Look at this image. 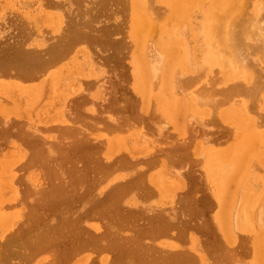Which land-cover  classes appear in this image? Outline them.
Listing matches in <instances>:
<instances>
[{
    "label": "rangeland",
    "instance_id": "obj_1",
    "mask_svg": "<svg viewBox=\"0 0 264 264\" xmlns=\"http://www.w3.org/2000/svg\"><path fill=\"white\" fill-rule=\"evenodd\" d=\"M150 1L151 2L153 1V5L156 4L155 7L158 6L161 9L162 8L165 9L167 7L166 13L163 9H162V11H159L160 9L157 8V10L160 13H162L164 11L162 14L159 13V15L164 16L163 21H162L163 16H159L160 17L159 19H157V16L156 17L153 16L156 13V8L154 11L155 13L152 12V14L150 11H153V10H152V7L149 8L150 5H149V7L145 8L146 9L145 12L147 11L146 13L148 16L150 15V16H153V18L155 17L156 20H152L153 23L156 22L157 20H159L156 23V26H158V30H157L158 32L155 31L153 33L154 38H156V40H154V45H155V48L158 47L157 49L159 52L163 53L164 63H166V64H164V68L161 69L163 74H161L160 71H159L160 73L157 72V75L158 74L159 75L158 76L156 75V78L159 77V78H157V79H159V83L163 79V81H162L163 84H160V85H165L166 88L168 87L166 90H165V88L160 89L161 86H159L158 82H155L156 84L158 83L156 85V84H154V82L151 81L156 86V88L153 87V85H149L150 77H149V79H147L148 78L147 77L146 79L143 80L141 78V75H139L141 73L139 72L138 66L143 67L144 71H145V68L148 67L147 49H146V54H142L141 57L137 60L138 65H137V70H136V67H134V61L130 60L127 57L128 46L127 45L124 46L121 44H113V42H112L114 38H116V37L118 38L119 36L122 35V33H123V36L128 38V36L125 35L126 33H124L123 31L125 29H126L125 32L129 31V27L133 21L131 19L134 18L132 16L136 15L135 13L132 15V11L130 12L131 9L127 5L126 0H0V74H1L0 75V82L14 83V82L19 81L22 83H26V81H24L23 79H21L19 77L20 76L19 74H22V71H24V70H28L31 73H33L35 70L32 71L27 66H25L26 65L25 60L29 59V57L28 56L27 57L21 56V53L23 52V49L21 47H25V48L34 47L37 49L44 47L45 45H43V44H41L43 46H41V45H36L37 47L34 46L35 41L38 38H40V35H41V34H39V35H37V34H38V32L40 33L42 31L41 33H44V31H45V33L41 35L42 38H43V35H45L46 37L47 36L50 37V33L52 31L56 30L57 28H55V27H57L59 25V21L56 25H55L56 21H54V19H53V21H51L52 17L55 18L54 16H56V17L60 16V18L62 17V14H63V17L66 16L65 21L69 25V27H71L73 34H75V33L79 34L80 31H85V33H84L85 40L83 43V47L85 46L87 48V50L89 51L90 55L92 56L89 58L84 57V59H83V57H81L82 55H80L81 53L76 52L75 55H77V57H76V59H74L75 61L72 59H71V61H68L71 64L69 67L74 65L73 66L74 70H72V71L73 72L77 71L76 72L77 76L75 75L76 77L73 79V81H70V84L67 85L69 87L71 85V83L76 82L78 84V87H76L75 84H73L75 86V89H74V86L71 85V89L73 88L75 90L74 92L70 88L67 87L64 91H60V96H58L59 95L58 92H55L52 95L53 98L51 100H50L51 95L48 94L46 96V94H47L46 92H44V94H41L38 99L36 98L33 101L30 100V98L26 99L25 97H23V98H25L26 101L29 102V103H27L28 105L27 104L23 105V102L26 103V101L21 100L22 104H21V102H20V104L22 106L20 104H18L17 106H14V109L17 112H15V111L13 112V110H14L13 106H11V104L9 102L11 94L4 93L2 88L0 89L1 90L0 91V94H1L0 95L1 96L0 97V101H1L0 102V116L2 117L3 113H6L7 116L10 117L5 124L0 122V145H1L0 146V149H1L0 150L1 151L0 156L2 155L0 157V161H3V163H4L3 167H5L6 164H8V165L10 164L9 165V173L11 171H12L11 173L16 172L15 165L17 163H19L18 165H16V167H19L18 170L22 169V171H17V176L19 179V180L17 179V184H18L17 189L19 191L17 196H18V199H20L23 202V206L19 207V210H20L19 211L17 208L18 206H9V205H11L9 202H11L12 205H14L13 203H15V196L13 193H10V191H8L10 193L9 194L7 192L9 195H7L6 192L4 194H0V231L6 229L11 224L12 220L10 218L14 219V218H16V216H20L19 218L17 217L18 221L20 220L17 230L10 236V238H8L7 241H5V240L0 241V264H41V263L44 264V262L47 260L50 261L49 264H55V263L56 264H70L71 262L74 263V262H78V261H79L78 263H81L83 261L84 263H88V264H99L100 262H101V264H104V263H106V264H132V263L133 264H198L200 262L196 259L195 255H200V257H202V252L205 256H207V257H205V256L202 257L203 259H204V257L207 258L206 260L204 259L206 264H209V263L210 264H212V263L213 264H234V263H236V264H255L254 257L256 256V254H254L253 250L255 252H257V251H261V249H259V250L257 249L259 247L255 246V244L253 243V238L256 234H258V233L261 234V232H262V236L264 238V225H262L264 223V219H263L264 215L262 216V214L264 213L263 212L264 210L262 211V209L261 210L259 209L261 211V213H260V211L258 212L259 214H261V216L259 218H261V220H263V221H260V224H259V221L257 223L255 222L258 219L257 220L254 219V218H258V217H256V216H258V213H257V215H255L257 210H258V206L261 205L262 203L264 205V199H263L264 196H262V194L261 195L259 194L260 191L262 193V190L264 192V169H263V167H264V165H263L264 164L263 163L264 149L260 148L262 146V144L260 145V142L256 141L255 139H252V138L250 139V141L252 140L251 143L249 140H247V142L250 143L249 146L247 147L248 149H246V146H243L242 143L245 142V138L243 140V137L245 135L250 136V133L252 132L251 134H253V136H254L256 133L260 134V132H264V123H263L264 122V108H263V106L260 105L262 103V101L260 100L261 96H264V89L260 90V92L258 90L257 92H255L254 94L249 95V96L241 93V95H237V96L233 97L234 101L236 98L237 99L236 101L238 103L235 101L236 102V104H235V102H232L233 101V99H232V101L230 100L228 103L226 102V103H222L220 105L217 104L218 106L216 105L215 109H214V107L212 106V103L210 101L213 102V100H215V99H216V101L220 100L223 97V93L221 92V90L223 88H226V87H229V86L235 84L236 81L237 82H243L241 80V76L240 77L238 76L239 75L238 73L236 74V76H238V79H236L234 77V74L231 75V71H230L229 80L228 79L226 81L222 80L221 74H220L221 70L219 68H217L218 66L213 65V63L211 62V56L210 55H212L211 52L213 50L210 49L211 46L207 42V41H209L207 39L208 24L205 23V25L199 26V24H202V22H203L205 12L215 11V13H213L215 15L217 13V11L221 12L220 11L221 8L215 9L216 6L211 5L210 0H204V1L199 0V1L194 2L190 6V9L192 8L190 10L191 11L190 16H192V17L190 19L187 18V19H185L184 22H182V24H185V25L181 24L182 26L185 27L186 31L179 30V28L182 29L181 25L179 26V28L176 31L175 29L178 26L174 25V23L168 17V15H169V0H150ZM199 2H200V4L198 6ZM54 3H58V5H60V3H61V6L64 9V11L63 10H56ZM149 4H151V3H149ZM165 5H166V7H165ZM61 6L59 7V9L61 8ZM212 6L214 9L213 8L211 9ZM248 7H250L251 10L253 8L250 5ZM147 8L151 9V10H149L150 14H149ZM250 8H248L249 12H250ZM45 16L47 19H49L51 17L49 21L51 22L52 26H51L50 22H48L46 20ZM191 19H192V21H191ZM123 23L128 24L127 26H129V27L126 28V25H124ZM119 24H120V27H119ZM112 25H116V27L112 26ZM173 26H174V29H173ZM121 27H124L125 29L123 28L124 30H122ZM118 29H119V32H117ZM180 31L183 32L182 33L183 35L181 34ZM46 32H48V33H46ZM171 32H174L173 37L171 35L172 34ZM175 32H178V33H180V35H182L181 37L184 39L183 40L181 38L183 40L182 43L185 46H186V44L188 45L187 51H184L185 46L183 44H178L181 42L180 41L181 39H180V36L177 35L178 36L177 37L175 35V34H177ZM30 33H33V34L30 35ZM184 33H186V34H184ZM119 34H121V35H119ZM184 35H185V38H184ZM42 38H40V39H42ZM185 39L188 42H185ZM48 41L50 42V40H48ZM127 42H129V41H127ZM145 42H148V41H145ZM145 42L142 41V46L144 45L143 43H145ZM23 44H25V45H23ZM84 44H86V45H84ZM148 44H149V42H148ZM146 45H147V43H146ZM146 45H144V47ZM130 46H131L130 47L131 51H132V49L133 50L135 49L134 46H132L131 44H130ZM165 48L166 49L168 48V49L166 50ZM118 49H120V50H118ZM171 49H174L175 51L174 50L171 51ZM143 52H145V50ZM176 52H177V54H176ZM169 54H170V56H169ZM175 54L177 55V58L174 60V62L175 61L176 62L173 64L171 61L175 58V56H176ZM121 55L123 57H121ZM44 56H46V54ZM145 56L147 57V59L145 58ZM183 56H184V58L182 59ZM243 56H244L243 58H246L245 55H243ZM247 56L249 57V59L253 58L254 61L256 60L258 62V63L254 62L256 65L262 64L264 66V60L261 59V61H260V59L258 57H254V56L251 57V55H247ZM79 57L82 59L80 60ZM77 58H79V59H77ZM141 58H142V60H141ZM187 58L189 60H187ZM185 59H186V61H185ZM85 60H86V62H85ZM81 61H83L84 67L81 66L82 65ZM181 61H183V62H181ZM187 61H188V65L190 64L188 67V71L182 69V71L179 70V71H181V73H180L177 71L178 69L175 70V68L179 64H183V63L187 64ZM93 62L96 63L95 64L96 68H95V66H93L94 65ZM143 62H144V64L146 62L147 66H145L143 64ZM21 63H23L22 68L20 67ZM75 63H77V64H75ZM139 63H141V64L139 65ZM200 63H204V64L206 63V65H204V64H202V65L204 66L205 69L208 68V70H206V73L202 72L204 75L201 74V71H199V70L195 71L196 74H199L200 76L203 75L202 77L196 76L194 71L191 69L195 66L200 67V66H198V65H201ZM251 63H253L252 60H251ZM169 65H170V68H169ZM171 65H172V67H173V65H174V67L176 65V67L175 68L173 67V69H172ZM258 65L256 66L257 68L255 67V69H257V70L260 68L259 67L260 65L259 66ZM53 67L54 66H52L51 68H53ZM82 67H83V69H82ZM247 67H249V66H246V68ZM51 68H48V69H51ZM189 68L192 71L189 70ZM262 68H264V67H262ZM194 69L196 70V68H194ZM231 69H233V68H231ZM83 70L85 71V73ZM99 70H101V71H99ZM146 70H148V69H146ZM165 70L166 71L168 70L167 71L168 73L170 72L169 76ZM173 70L175 72V75L180 74L179 76L181 77L183 74L184 81L181 78L176 79V80H174V81H176V84L178 83L176 85L173 82V80L171 79L172 76H170L173 74L172 73ZM216 70H217V72H216ZM11 71H12V73H11ZM37 71L38 70H36L34 73H37ZM176 71L178 73H176ZM261 71L264 73V70L261 69ZM208 72H210V73H208ZM82 73H84V74H82ZM101 73L103 76L100 75ZM160 75H162V77H163L161 79V81H160V77H161ZM175 75H173V76L175 77ZM193 75L197 78L194 79ZM165 76H168V78L170 77L169 79H171L170 81L172 83L170 81L169 82L171 84L168 81L165 83L166 80H169V79H165L166 78ZM207 76H209V77H207ZM174 77H172V78H174ZM186 77H187V80H185ZM77 78L80 81L82 80L83 82L82 81L79 82L78 80H76ZM98 78H101V81H99ZM140 78L142 81H144L143 82L144 86H143ZM156 78H154V79H156ZM175 78H178V76H176ZM188 78H189V80H188ZM191 78H192V80H191ZM103 79H104V83H103ZM152 79H150V80H152ZM88 81L94 84V86H93L94 88L91 87L88 90H86L85 95H87V97L90 96L89 98H91V99H88L86 97L87 100L91 101L92 99H94L91 101L92 103L88 102L87 100L85 101V99L80 98L78 96L80 89L84 88L85 84H83V83H87ZM178 81H181L182 83L178 82ZM98 84H101L102 88L104 87L103 90H102V88H100L98 91V88L96 86ZM103 84H104V86H103ZM82 85H83V87H81ZM169 85H172V88H174L176 85L177 86L176 89L178 91H179V89H180V91H182V92L179 91L178 94H180V95H178V94L176 95V91L174 89H172L171 87H169ZM178 85H179V87H178ZM180 85H183V87ZM146 86H148V87H146ZM201 86L203 87V89L206 87H208L212 90L216 89L215 90L216 92L212 95H214V96L216 95L217 97L215 96V98H214V96L211 97V95H210L209 98H206V100L209 102L208 107L209 108L213 107V109L215 110L214 112H212V108H211V112L209 113V111H208L209 108H208V110H207L208 115L206 114L207 111L205 110V107L207 108V106L204 105L207 102L204 103L203 100L201 101V97H200L201 96L200 90L202 89ZM142 87L145 90L144 89L142 90ZM151 87H153V88H151ZM76 88H77V91H76ZM181 88H183V90L184 89L185 90L183 91V90H181ZM197 88H199V90H196ZM150 89H151V91H150ZM163 89L165 90V93L166 92L168 93V94L166 93L167 95H165ZM169 90L175 91L174 95L172 94L173 91L170 92ZM69 91H70V93L71 92L72 93L69 94ZM101 91H104L103 92L104 94L103 93L101 94ZM144 91H145V93H144ZM197 91L199 92L198 95H197V93H198ZM64 92H67V94L65 93L63 95ZM139 92L142 93L141 96L139 95ZM147 92L149 93V96L146 95V94H148ZM151 92L153 93L152 98L150 97V95H152ZM195 92H197V93L195 94ZM170 93H171V95H170ZM208 93H209V90H207V94ZM74 94L75 95L78 94V95L75 96ZM22 95L23 94H20L21 98H22ZM43 95H45L49 99L48 104H47V102L45 103V99H47V98L44 97ZM99 95H100V97H99ZM172 95H173V97H172ZM175 95L177 97L180 96L179 97L180 101H179V98L176 99ZM195 95H197L198 97H196ZM2 96H3V98H2ZM16 96H17V94L12 96L11 98L17 99L18 97H20L18 95L16 98ZM42 96L45 99H43ZM55 96L58 98V100ZM64 96H66V97H64ZM146 96L150 97L152 99V101H149ZM166 96H167V98L169 97L170 99L168 98L169 100H167ZM59 97H62V98H60V99H62V101L60 100V104L59 103L56 104L59 101ZM63 97H64V99H63ZM69 97H72L73 99L71 98L72 99L71 100ZM140 97H141V99H140ZM174 97H175V103H174ZM181 97H184V99ZM5 98H7V99L5 100ZM68 98L70 99V101L67 100ZM161 98H162V100H161ZM193 98H195L197 100L196 103H194L195 99H193ZM145 99L147 101H145ZM159 99L161 100L160 103L157 102ZM198 99H200V101ZM244 99L246 100V102H242V100L244 101ZM66 100L70 104V106H68L67 108H65L66 105H68V104H65L67 102ZM192 100L194 101L193 103L195 104V106L198 107V108H196L193 104L192 106L195 107L194 110H192L193 107H190L189 103H188V101H189L190 104H192L191 103ZM185 101H187V102H185ZM260 101H261V103H260ZM32 102H33V105L29 106V104H32ZM71 102H72V104H71ZM6 103H7V105H6ZM43 103L45 104L44 106L42 105ZM52 103L53 104L55 103L56 109L55 108L53 109L54 105ZM185 103L188 105H186ZM210 103H211V106H210ZM243 103H244V106H243ZM246 103L249 106L248 108H250V109L252 108V110H253L252 111V110L247 108L248 109V111H247V109H245L247 111V113L249 112L248 113L249 118L247 121L245 119L240 118L241 115L243 116L244 112H243V110H239V109L246 108L247 107ZM258 103H259V105H258ZM155 104H156V108L154 107ZM237 104H238V106L235 107ZM52 105H53V107H52ZM56 105H58V106H56ZM60 105H63V106H60ZM182 105H186V106L183 108ZM199 105L201 106V109L199 108ZM203 105H204V107H202ZM239 105H241V106H239ZM174 106H176L175 108L177 110L174 108ZM24 107H26V108H24ZM216 107H217V110H216ZM222 107H223V109H222ZM228 107H231V108L229 109ZM157 108L159 110H155ZM178 108H179V110H178ZM49 109L50 110L52 109V111H50ZM68 109L71 110V112L73 113V116L75 117L74 120L76 121V124H70V125H72V126L74 125V127H76L77 129L80 128L81 126H84V127H81L82 129H78V131L75 132L76 133L75 135L78 134V136H79V134H80V136L82 138L81 139L82 144L80 146L75 144L76 147H71L70 149H68L66 146H62L61 145L62 142H59V144H58L57 143L58 140L56 142V139L55 138L53 139V137L61 139L62 137L66 136L63 133L60 134L59 132H62V130L57 131L56 126L57 125L63 126L65 124V122H62L59 124V122L66 118L67 113H68V115L69 114L72 115V113L69 111L65 112V118H64V113H62V112H64L65 110L67 111ZM186 109H187V111L185 112ZM188 109H189V111H188ZM199 109H200V111H199ZM231 109L233 111H230ZM235 109H236V111H234ZM26 110H27V112H26ZM180 110H181V112H180ZM218 110H225V111L233 112V113H236L239 111L241 114L237 113V114H240V115H238L239 120H235V122L232 121L233 123L230 120H227V122H226V119H225V121L221 119L220 115L217 112ZM6 111H8V112L11 111L10 112L11 114L6 112ZM24 111L26 112L24 114L25 115L27 114L26 115L27 117L32 118V119H30L31 123H28L29 124L28 126L25 125L26 121L25 122L23 121V120H25L23 118V112ZM191 111H193V112H191ZM32 112H33V115H31ZM184 112H185V114L186 113H189V114L192 113L191 116L189 115L191 118L188 117L187 114L185 115ZM199 112L202 113V115L201 114L198 115L197 113H199ZM194 113H196V114H194ZM251 113H252V115H250ZM179 114H180V116H179ZM260 114H262V115H260ZM55 115L59 116V117H56ZM177 115H178V117H177ZM192 115L194 117H198V118L201 116H202L201 118H203V119L206 118L205 119L206 121L204 120L206 122V124L202 120L201 121L204 123H201L200 118L199 119L196 118V121L198 119L200 124L197 122H194L195 119L193 120ZM233 115H235V114H233ZM110 116L111 117L114 116L116 118V121H115V124L117 123L116 128L107 125L108 123L104 121V118H106V117L111 118ZM170 116H171V118H169ZM254 116H256V119L259 118L257 120L259 121V123H260V121H262L263 125H261L262 123L259 124L258 121L254 122V119H255ZM1 117H0V121H2ZM184 117L187 118V120L186 119L183 120ZM165 118H167V121H165ZM236 118H237V115H236ZM251 118H253V119H251ZM250 119H251V121H250ZM241 120L243 121L242 125L240 124ZM160 121H163V122L165 121L164 123H166V124H164V125L161 124V126L160 125L156 126L157 124H160L159 123ZM185 121H186V124L188 123V121L190 122V123H188L189 126H187L184 123ZM210 121L212 123H210ZM163 122H161V123H163ZM250 122H251V124H250ZM18 123H20V124H18ZM252 123H254V124L258 123L261 126L260 127L257 126L258 129H256V125L253 126ZM178 124L182 125V128ZM247 124H248V126H249V124L251 125L250 127L252 129L249 127L251 129V132L250 131L246 132V130L248 129ZM16 125H17V127H16ZM239 125H241V126L239 127ZM159 126L162 127L161 128L162 130L160 129L159 134H157L155 127H159ZM36 127H38V129L41 132L45 133L43 135L47 136V138H45V137L42 138V134L40 131L35 132L34 129ZM230 127L233 128V130L230 129L231 132L229 130ZM234 127H237V128H234ZM83 128H85V129H83ZM112 128H114V129H112ZM244 128H245V130H242ZM260 128H262V129H260ZM27 129L30 132H28ZM254 129H256V132L254 131ZM141 130H143V131H141ZM235 130H237V131H235ZM241 130L244 133L246 132V134H244L242 132L240 133L243 135V137H242V135L239 137L240 134L238 133V131L240 132ZM198 131L201 133H199ZM204 131L206 132V134L209 138L207 136L206 137L204 136L205 135ZM234 131L237 133H235ZM138 132H145L146 134H148L147 137L145 136L146 142L149 139L150 140L152 139L151 141H153V140L155 141V142L153 141V143H154L153 145H154V147H156L155 148L156 150L159 148L158 149L159 151H157V153L158 152L159 153L154 155L153 157L159 156V158H161V159L163 158L162 161L164 163V166H166L165 168H168L169 172L178 171V172L182 173V179L181 180L179 178H177V179H179V181H176V180H174L173 177L172 178L169 177V175L167 176L168 179L163 178L161 173L158 171L160 166H158L157 162L148 161L147 159L149 157L144 158L145 163L142 164L141 167L147 168L148 167L147 163H149V167L152 168V169L150 168L149 171L155 174V178L157 180V183L160 185L159 191L157 188L154 187V185H152L151 182L146 181V179L144 178L143 175L142 176H136V173L138 171H140L141 169L138 170V168H136L134 171V174H132L129 170H127V169H129V167H128V165H126L123 162H125V161L129 162V157H128V154L126 152H128V150H130V152H132L135 149V147L133 146L134 139L136 141L138 139V138L136 139V136L137 135L139 136V134H141V133L138 134ZM233 132L235 133L234 134L235 137L233 136ZM67 133L69 134L68 131H67ZM29 134L33 135V136H31L32 138L30 137ZM92 134L93 135L94 134L100 135V140H102L105 137H109V135H111V134H112V136H114V134H115V137H117L116 142L118 140L124 141V138H129L131 140L133 139L132 140L133 143L130 141L133 147L129 146V144L127 142L125 144L126 146L124 148L122 147L120 149L121 152H123L122 154H120L123 158L122 159L123 162L120 159H117V156H116V157H114L113 161L111 160L109 163L105 164L104 160L103 161L100 160V159H102V155L99 151V147H98L99 144L97 142H93L91 140ZM261 134H264V133H261ZM61 135H62V137H61ZM75 135L69 134V137L73 136V138H75L76 137ZM116 135H118V136H116ZM202 135L205 137V138H203L204 140L202 139V137H203ZM226 135H227V137H226ZM25 136L26 137L29 136V137L26 138ZM78 136L75 139L79 138ZM14 137L17 138V141L15 140L16 138H14ZM241 137H242V140H240ZM83 138H85V139L83 140ZM139 138L142 140L141 137H139ZM255 138H257V137H255ZM7 139H8V141L10 139H14V142H13V140H10L11 143H8ZM205 139H206V141L208 139L211 141L208 140V142H210V143L207 142L209 145L207 143H204L205 148H206V152H205V156H204L203 160L207 161L210 158H212L215 162L213 165L214 169L220 168L222 166V164H224V167H225V169L223 170L224 172H223V177H222L224 179L221 178L219 180L220 182H223L222 183L223 185L224 184L226 185V186L224 185L225 186V193L224 194H226V195L223 198L224 199L225 198L227 199L228 197H229L228 199L233 198V201H234L235 195L233 196V193L235 192L234 194H236V196L239 195V194H237L238 193L237 191L232 192L234 189H232V191L230 192V188H233L234 186H235L234 188H236V189L239 188L238 191L240 190L241 196L244 197L247 195L246 204L244 205V202H242L243 201V199H242L239 202L240 205L238 204V206L235 208V210H233L235 214L232 213L231 215L233 216V214H234L235 219H232L233 217L230 214H228V212L226 213V214H228L227 217L231 216V218L226 217L227 218L226 219L224 216H222L224 221H225V219L228 222L230 221V219L235 220V222L232 223L233 225L230 224L232 221L229 222V225H231L232 228H233V226L235 227L234 224H236V227H235L236 229L234 228V230L236 231L237 236L235 234L233 235V233H232V235H231L232 237H230L231 241L229 240L228 242H226L224 240V238L222 237L220 230L218 229V221L215 218V215L219 211V205H218L216 196L214 198L215 188L213 189V187L215 185L213 184L212 180L209 178V173L207 172L208 174H206V167H205V165L203 166V164H206V161L204 162V161H200V159L198 160V157L200 158V156H198L199 155L198 150L202 149L201 148L202 145L199 146L198 144H199L200 140H202L204 142ZM20 140H22V141H20ZM42 140L46 141V142H44L45 144H43V145H42V143H43ZM48 140H50V142L54 140L50 144L51 147L53 146L52 149L49 148L50 146H49V144H47V142H49ZM87 140H88V142H87ZM141 140L138 139L137 145L134 144L136 146V148L139 145L138 146L139 149L137 148V150L136 149L134 150L135 152L133 151L134 154L138 150H141V148H143V153L141 150L142 154L139 152H137V155L135 154L138 157L143 156L146 153L145 150L148 148L147 147L148 143H146L145 141L143 142ZM213 140H215V141H213ZM63 141L65 142L67 140H63ZM139 141L143 142L142 143L143 146L141 145V143L139 144ZM235 141H236V144L241 143V141H242V143H241V145L238 144L239 145L238 146V145H235ZM211 142L212 143L214 142V143L212 144ZM255 143L257 146L254 145ZM228 144H229V146H228ZM14 145L15 146H25L27 149L25 148L26 149V150H24L25 152L22 149V152L20 151V153H19V152H16V151H19L17 149H14V151H13V148H15V147H13ZM231 146L234 149H232ZM234 146H236V147L238 146L237 148L240 147V150L246 149V151H248L245 160L248 161V166L251 163V161H252V163H251L250 167L246 166L245 172H247V177L250 175L249 176L250 179L248 177L245 180V179H242L241 176H240V178H237L238 175L236 173V169L234 170V168H236V164L234 165V163L231 161V159L235 158V156H233L234 154H232L233 151L237 150V148L235 149ZM130 147L133 150H131ZM254 147H255V149H254ZM257 147H259L260 149ZM46 148L49 151V154L51 157L49 156L48 153H46V152H48L46 150ZM263 148H264V146H263ZM9 149L11 152L9 151ZM196 149H197V151H196ZM224 149H227V150L229 149L228 150L229 153H228V151H226ZM249 149L251 150V152ZM253 149H254V151H253ZM34 150H36V151L34 152ZM53 150L56 151L55 154H54ZM231 150H233V151H231ZM26 151H28V152H26ZM65 152L67 154H65ZM230 152H232L231 153L232 156L229 155ZM12 153H15V155L17 157H14L15 155H9ZM24 153H25V155H24ZM258 153L261 155H259ZM51 154H53V155H51ZM196 154H198V155H196ZM255 154H257V155H255ZM46 155H48V156H46ZM54 155H56V156H54ZM249 155L256 158L258 161L254 158H251ZM11 156H13L12 158H14V161L16 158L18 161L16 160V162H13V160L11 159ZM22 156H26V157H24L22 159ZM223 156H227V157L230 156V157H234V158L224 159ZM249 157H250V159H249ZM262 157H263V159H262ZM41 158L43 161L41 160ZM260 159H262V160H260ZM7 161L8 162L11 161V162L7 163ZM74 161H76V162H74ZM253 161L256 162L255 165H254ZM11 163H13V164H11ZM29 163H30V165H29ZM36 163H37V167L35 166ZM119 163H120V165H119ZM230 163H232V164H230ZM259 163L260 164L263 163V164L260 165ZM59 164L61 167L59 166ZM21 165H22V167H21ZM113 165L115 166L114 169H113ZM176 168L178 170H176ZM247 168L248 169L250 168V169L248 170ZM5 169H6V167H5ZM250 170H251V173L248 174L250 172ZM0 171H1V169H0ZM23 173L25 175H23ZM40 173H42V175H44V176H42ZM108 173H109V175H108ZM37 174H39V175H37ZM115 174H119V175L122 174V176H123L122 178H118L116 180H120V181L126 180L123 184L120 185V187L115 186L116 188H119V189L113 190L112 186L106 187V190H105L106 192L104 194H101L97 197H95V196L93 197L91 195L92 193H95V191L93 192L95 187H99L105 183V181H106L105 178H107L108 176L110 177V176L115 175ZM40 175L42 176V178L44 177L43 178L44 181H41L42 178L40 179ZM105 175H106V177H105ZM207 175H208V178H207ZM21 176H24V177H21ZM33 177H35V178H33ZM37 177H38V179H37ZM97 177H99V178H97ZM22 178H24V179H22ZM25 178L27 179V182L30 184V186H32V188L29 186L28 183L25 182L26 181ZM234 178H235V180H234ZM100 179H101V181H100ZM238 179H241V180H239V183L236 184ZM256 179L259 180V183H261L260 186L257 185L258 183L256 182ZM103 180H104V183H103ZM242 180L245 182H243ZM248 180H249V182H248ZM260 180H261V182H260ZM39 181H40V183H38ZM64 181H66V183H64ZM168 181H169V183H168ZM240 181H242V183ZM42 182H45V183H43L45 186L42 184ZM96 182H98V183H96ZM255 182H256V184H254ZM165 183H167L166 185L170 186L169 190H168V195L167 194L164 195V192L161 190L163 187H165ZM246 184L248 187H246ZM117 186H119V185H117ZM236 186H240V187H236ZM33 187H34L35 191L32 190ZM38 187H40V188H38ZM215 187H217V186H215ZM254 187H258L259 189L257 188L258 189L257 190ZM246 188L247 189L249 188V189L247 190ZM28 189H30L32 192H30V190H28ZM227 189H228V191H227ZM79 190H80V192H79ZM36 191H38V192H36ZM253 191L255 192V194ZM110 192H112L113 194ZM166 192H167V190H166ZM169 192L171 195L169 194ZM229 193H232V194L229 195ZM11 194L13 196H11ZM38 194H40V195H38ZM28 195H30L29 200L27 199V198H29ZM105 195L106 196L108 195L107 197H109V198H106ZM111 195L114 196L115 198L111 197ZM259 195H260V197H259ZM249 196H250V198H252V197L253 198L250 199ZM122 197L124 198L123 205H122ZM230 197H232V198H230ZM257 197H259V198L257 199ZM32 198H33V200H32ZM97 198L100 199L102 201V203H101V201H96V203H94L95 200H97ZM247 198L249 201L247 200ZM262 199H263V201H261ZM111 200L112 201L115 200V201L112 202ZM259 200L261 203L260 202H258L259 204L256 203ZM30 201L32 203H30ZM4 203H6V204H4ZM24 203H26V204L24 205ZM86 203H88V204L86 205ZM241 203L244 206H242ZM7 204H8V206H6ZM94 204H96V205L94 207L93 212L84 213L85 210H88L89 207H91V205H94ZM144 204H145V206H144ZM247 204L249 206L248 208H247ZM154 205L156 208L154 207ZM263 205H261V206H263ZM24 206L26 209L24 208ZM109 206H111V207H109ZM149 206H151V207L153 206V207L150 209ZM261 206H259V207H261ZM21 207H23V210ZM144 207H145V210H144ZM255 207L257 209H255ZM99 208H101V210ZM146 208H148L149 210L147 211ZM261 208L264 209V206ZM104 209H105V211H104ZM242 209H244V210H242ZM251 210L252 211L254 210L253 211L254 216H255L254 218L252 217L253 214H251L252 213ZM70 211H71V213H70ZM9 212H10V214H9ZM16 212H20V215H19V213H17V215H13ZM104 212H105V214H104ZM146 212H148V213H146ZM80 213L82 215H80ZM229 213H231V212H229ZM245 213H247V214H245ZM75 214H76V216H75ZM103 214L106 216H104ZM11 215L15 216V217H11ZM245 215H246V217H245ZM250 215H252L251 219H250ZM21 218H22V221H21ZM54 219H55V221H54ZM82 221L83 222L87 221V224L83 223ZM243 221H244V223H242ZM80 222H82L83 224H81ZM106 223H108V224H106ZM258 224H259V226H258ZM89 225H92V226L97 225V226H100V229L102 228V230L96 231V233H95V235H98L100 238L103 239L102 241L97 240L94 242H88L87 243L88 245L83 244L85 233L88 230H90L92 233L95 232V231L93 232V229L91 230V227ZM225 225H227V222L225 223ZM260 225H262V226H260ZM241 226H242V228H241ZM224 227H226V226H224ZM227 227H228V225H227ZM87 228H90V229H87ZM85 230H87V231L84 232ZM235 231H233V232H235ZM131 232H133V233H131ZM50 233H51V235H50ZM155 238H156V240H155ZM193 241L194 242L197 241L198 244L196 245V247L197 246L200 247V248H196L199 251H197L198 252L197 254L194 253L195 255L192 253L193 250L191 248ZM99 243H101V244H99ZM102 243H104V244H102ZM157 243L161 244L163 246H160ZM169 244H170V246H167V250L169 248L170 251L168 252L167 250L165 251V249L163 250L165 245H169ZM262 246L264 247V242L262 243ZM51 247H53V248H51ZM88 247H90V248H88ZM173 247H175L177 250L176 251L173 250ZM48 248L50 249L49 251H47ZM92 248H93V250H92ZM227 248H229V249L227 250ZM52 250H53L54 254H53ZM186 250L188 251L189 254H193V257L196 260L194 258H192V256L186 257L185 254H188ZM88 251H90V252H88ZM189 251H191V252H189ZM200 251H201V254L199 253ZM262 252H263V250H262ZM88 253H89V255L87 256ZM234 253H235V255H234ZM51 255H53V257ZM96 255L97 256L99 255V256L96 257ZM75 256H76V258H75ZM102 256H104L103 257L104 260L100 261V257H102ZM81 257H82V259H81ZM88 257L90 258L89 261H88V259H89ZM234 257L236 258V260ZM53 258H55L56 260H53ZM48 262L47 263L45 262V264H48ZM207 262H209V263H207ZM73 263H71V264H73Z\"/></svg>",
    "mask_w": 264,
    "mask_h": 264
},
{
    "label": "bare ground",
    "instance_id": "obj_2",
    "mask_svg": "<svg viewBox=\"0 0 264 264\" xmlns=\"http://www.w3.org/2000/svg\"><path fill=\"white\" fill-rule=\"evenodd\" d=\"M150 0H126V2H127V5L129 6V8L131 9L130 10V12L132 11V15L135 13L136 15H134V16H132V17H134L133 19H131V20H133L132 21V24L130 25V27L129 26H127L128 24H124V25H126V28L127 27H129V31H127V32H125V28L124 27H121L122 28V30H124L123 32L124 33H126L125 35L126 36H128V38H126L125 36H123V33H122V35L121 34H119V35H121V36H119L118 38L116 37V38H114L113 39V44H121V45H124V46H128V53H127V57L130 59V60H133L134 61V67H136V70H137V65H138V62H137V60L141 57V55L142 54H146V49H147V55H148V59H147V55L145 56V58L147 59V62H148V67L147 68H145V71H144V68L143 67H141V66H138V69H139V72L141 73V74H139V75H141V78L144 80V79H146L147 77V79H149V77H150V79H154V78H156V75H157V72L158 73H160L161 72V74H163L162 73V71H161V69L162 68H164V64H166V63H164V55H163V53L162 52H159L158 51V47L157 48H155V45H154V40H156V38H154V36H153V33L156 31V32H158L157 30H158V26H156V23H157V21H159V20H157L156 22H152V20H156L155 19V17L157 16V19H159L160 17L159 16H163V15H159V11H162V9L165 11V13H166V5H165V9L164 8H160V7H158V6H156L155 7V5H153V1L151 2H149ZM196 1H199V0H169V15H168V17H169V19L174 23V25H176V26H178L175 30L177 31V29L179 28V26L182 24V22H184L185 21V19H187V18H191L192 16H190L191 14H190V10L192 9H190V6L194 3V2H196ZM201 1V0H200ZM204 1V0H203ZM211 1V5H213V6H216V8L215 9H220L221 8V12H219V11H217V13L214 15L213 13H215V11H207V12H205V15H204V19H203V22H202V24H199V26H202V25H205V23H207L208 24V31H207V39L209 40V41H207L208 43H209V45L211 46V48L210 49H212L213 51L211 52L210 50V52L212 53V55H210L211 56V62L213 63V65H216V66H218L217 68H219L221 71H220V74H221V78H222V80H224V81H226L227 79L229 80V77H230V71H231V75H233L234 74V77L236 78V79H238V76L240 77L241 76V80L243 81V82H237L236 81V83L235 84H233V85H231V86H229V87H226V88H223L222 90H221V92L223 93V97L220 99V100H218V101H216V99L215 100H213V102L212 101H210L211 103H212V106L214 107V109H215V106L218 104V105H220V104H222V103H228L230 100L232 101V99H233V97H235V96H237V95H241V93L242 94H246V95H252V94H254L255 92H257L258 90H259V92H260V90H262V89H264V73L261 71V69L262 70H264V68H262V67H264L262 64L259 66L258 64V66L260 67L258 70L257 69H255V67L257 66L254 62H256V63H258L256 60L254 61L253 60V58L251 59H249V57L247 56V55H251V57H258L259 59H260V61H261V59L262 60H264V0H210ZM45 2V1H44ZM48 3V2H47ZM83 3V2H82ZM149 3H151V4H149ZM196 4V3H195ZM199 4H200V2L198 3V6H199ZM149 5H150V7H149ZM252 6L253 8H252V10H251V8L250 7H248V6ZM52 6V5H51ZM54 6L56 7L55 9L56 10H63L64 11V9L62 8V6H61V3H60V5H58V3H54ZM53 6V7H54ZM61 6V8L59 9V7ZM84 6V5H83ZM164 6V5H163ZM213 6L211 7V9L213 8ZM47 7V6H46ZM67 7V6H66ZM112 7V6H111ZM146 7H149V8H151L152 7V10L153 11H150L151 12V14H152V12H154L155 11V8H156V13H155V15H153V16H155L154 18H153V16H148L147 15V11L145 12V8ZM162 7V6H161ZM157 8H159L160 10L158 11L157 10ZM248 8H250V12L248 11ZM148 9V8H147ZM214 9V8H213ZM54 10V9H53ZM52 10V11H53ZM94 10V9H93ZM149 10H151V9H148V12H149ZM168 10V9H167ZM68 11V10H67ZM163 11V12H164ZM56 12V11H55ZM150 12H149V14H150ZM162 12V13H163ZM58 13V12H57ZM153 13V14H154ZM162 13H160V14H162ZM45 14V13H44ZM43 14V15H44ZM70 14V13H69ZM157 14V15H156ZM47 15V14H46ZM56 15V14H55ZM58 15V14H57ZM131 15V14H130ZM55 18H53L52 17V19H51V21H53V19H54V21H56L55 22V25L58 23V21H59V25L57 26V27H55V28H57L56 30H54V31H52L51 33H50V37L49 36H45V35H43V38H42V34H44L45 33V31H44V33H39L38 32V34L37 35H39V34H41L40 35V38H42V39H40V38H38L36 41H35V45L34 46H36V45H41V44H43V45H45L44 47H42V48H39V49H37V48H34V47H30V48H28L27 46V48H25V47H21L22 49H23V52L21 53V56H25V57H29V59H26L25 60V66H27L29 69H31L32 71H36V70H38L37 71V73H31L30 71H28V70H24V71H22V74H19L20 76V78L21 79H23L24 81H26V83H22V82H19V81H17V82H14V83H4V82H0V89L2 88V90L4 91V93H7V94H11V97L12 96H14L15 94H17V96L19 95L20 96V94H23L22 95V98H21V96L20 97H18L17 98V96H16V98L17 99H13V98H11L10 97V100H9V102H10V104H11V106H13V109H14V106H17L18 104H20V102H21V100H24V101H26L25 100V98L26 99H29L30 98V100H35L36 98L38 99L39 97H40V95L41 94H44V92H46L47 94H46V96L49 94V95H51V97H50V100L53 98L52 97V95L55 93V92H58L59 93V95L58 96H60V91H64L68 86V84H70V81H73V79L77 76L76 75V72H73L72 70H74V65L73 66H71V67H69L71 64H70V62H68V61H71V59L72 60H74V59H76V57H77V55H75V53L76 52H80L81 54L80 55H82L81 57H83V59H84V57H87V58H89V57H92L91 55H90V53H89V51L87 50V48L84 46L83 47V43H84V40H85V38H84V33H85V31H80V33L78 34V33H75V34H73L72 33V29H71V27H69V25L66 23V21H65V17L66 16H64L63 17V14H62V17L60 18V16L58 17H56V16H54ZM129 17V16H128ZM152 17V18H151ZM45 18H46V16H45ZM49 18V17H48ZM51 18V17H50ZM50 18L49 19H47L46 18V20L48 21V22H50L49 20H50ZM163 19H164V16H163V18H162V21H163ZM200 19V18H199ZM191 21H192V19H191ZM117 22V21H116ZM50 24H51V22H50ZM114 24V23H113ZM182 25H185V24H182ZM181 25V27H182V29L181 28H179V30H182V31H186L185 30V27L184 26H182ZM51 26H52V24H51ZM112 26H115L116 27V25H112ZM119 27H120V24H119ZM195 27V26H194ZM32 28V27H31ZM124 28V29H123ZM46 29V28H45ZM49 29V28H48ZM173 29H174V26H173ZM172 29V30H173ZM187 29V28H186ZM174 31V30H173ZM206 31V30H205ZM30 32V31H29ZM32 32V31H31ZM49 32V31H48ZM48 32H46V33H48ZM117 32H119V29H118V31ZM181 32V31H180ZM89 33V32H88ZM172 34V37H173V34H174V32H171ZM175 33H177V34H175L176 36L178 35V36H180V39L182 38L181 36L183 35L182 33L183 32H181V34L182 35H180V33H178V32H175ZM31 34H33V33H30V35ZM87 34V33H86ZM85 34V35H86ZM156 34V33H155ZM154 34V35H155ZM184 34H186V33H184ZM36 35V36H37ZM33 36V35H32ZM45 36V37H44ZM111 36V35H110ZM117 36V35H116ZM177 36V37H178ZM187 36V35H186ZM194 36V35H193ZM35 37V36H34ZM156 37V36H155ZM2 38V37H1ZM102 38V37H101ZM154 38V39H153ZM184 38H185V35H184ZM183 39V38H182ZM180 40L181 42L180 43H178V44H183L182 42H183V40ZM48 40H50V42L48 41ZM164 40V39H163ZM94 41V40H93ZM98 41V40H97ZM127 41H129V42H127ZM142 41H148L149 42V44H148V42H145V43H143L144 45H146V43H147V45L144 47V45L142 46ZM92 42V41H91ZM185 42H188V41H186V39H185ZM33 43V42H32ZM31 43V44H32ZM132 45V46H134V50L132 49V51L130 50V44ZM28 44V43H27ZM23 45H25V44H23ZM43 45H41V46H43ZM84 45H86V44H84ZM92 45V44H91ZM184 45V44H183ZM142 46V47H141ZM185 46V45H184ZM183 46V47H184ZM37 47V46H36ZM133 48V47H132ZM187 48H188V45L186 44V46H185V49H184V51H187ZM204 48V47H203ZM166 49V48H165ZM168 49V48H167ZM166 49V50H167ZM202 49V48H201ZM118 50H120V49H118ZM145 50V52H143ZM172 50H174V49H171V51ZM181 50V49H180ZM95 51V50H94ZM131 51V52H130ZM175 51V50H174ZM177 51V50H176ZM178 52V51H177ZM177 52H176V54H177ZM193 52V51H192ZM209 52V53H210ZM175 53V52H174ZM46 54V56H44ZM103 54V53H102ZM171 54V53H170ZM170 54H169V56H170ZM175 54V55H176ZM119 55V54H118ZM123 55V54H122ZM121 55V57H123ZM187 55V54H186ZM185 55V56H186ZM243 55H245V57L246 58H243L244 56ZM100 56V55H99ZM179 56V55H178ZM189 56V55H188ZM174 57V56H173ZM172 57V58H173ZM187 57V56H186ZM248 57V58H247ZM80 58V57H79ZM79 58H77V59H79ZM95 58V57H94ZM168 58V57H167ZM177 58V55L175 56V58L171 61L173 64L176 62H174V60ZM184 58V56L182 57V59ZM82 58H80V60H81ZM96 60V59H95ZM141 60H142V58H141ZM181 60V59H180ZM187 60H189L188 58H187ZM251 60L253 61V63H251ZM75 61V60H74ZM73 61V62H74ZM169 61V60H168ZM185 61H186V59H185ZM85 62H86V60H85ZM95 62V61H94ZM93 62V63H94ZM140 62V61H139ZM142 62V61H141ZM166 62V61H165ZM170 62V61H169ZM181 62H183V61H181ZM72 63V62H71ZM81 63H82V65L81 66H83L84 67V65H83V61H81ZM98 63V62H97ZM180 63V62H179ZM178 63V64H179ZM191 63V62H190ZM242 63V64H241ZM262 63V62H261ZM75 64H77V63H75ZM95 64L96 63H94V65L93 66H95ZM141 63H139V65H140ZM143 64H144V62H143ZM142 64V65H143ZM201 65H198V66H200V67H197V66H195V67H193V68H191L193 71H194V73H195V71H197V70H199V71H201V74H203L204 72L206 73V70H208V68H204V66L202 65V64H204V63H200ZM98 65V64H97ZM145 66H147V64H146V62H145V64H144ZM190 65V64H189ZM189 65H188V61H187V64L186 63H183V64H179L177 67H176V65H175V67H174V65H173V67L175 68V70L176 69H178L177 71L178 72H180L181 73V71H182V69L183 70H187L188 71V67H189ZM204 65H206V63L204 64ZM22 66H23V63H21L20 64V67L22 68ZM52 66H54L53 68H51ZM78 66V65H77ZM101 66V65H100ZM144 66V67H145ZM192 66V65H191ZM246 66H249V67H247L246 68ZM83 67H82V69H83ZM102 67V66H101ZM171 67H172V65H171ZM173 67H172V69H173ZM206 67V66H205ZM48 68H51V69H48ZM70 68V69H69ZM94 68V67H93ZM95 68H96V66H95ZM98 68V67H97ZM169 68H170V65H169ZM194 68H196V70L194 69ZM231 68H233V69H231ZM257 68V67H256ZM99 69V68H98ZM146 69H148V70H146ZM168 69V68H167ZM190 68H189V70H191ZM245 69V70H244ZM12 70V69H11ZM179 70H181V71H179ZM191 70V71H192ZM205 70V71H204ZM212 70V69H211ZM13 71V70H12ZM12 71H11V73H12ZM84 71V70H83ZM98 71V70H97ZM99 71H101V70H99ZM160 71V72H159ZM166 71V70H165ZM168 71V70H167ZM166 71V72H167ZM170 71V70H169ZM172 71V70H171ZM176 71V73H178ZM248 71V72H247ZM89 72V71H88ZM203 72V73H202ZM216 72H217V70H216ZM84 73H85V71H84ZM84 73H82V74H84ZM173 74L172 75H170V76H172V77H174L173 75H175V72H174V70H173V72H172ZM208 73H210V72H208ZM239 74L238 76H236V74ZM167 74H168V76H169V74H170V72L168 73L167 72ZM196 74V73H195ZM194 74V75H195ZM1 75V74H0ZM76 75V76H75ZM100 75H102V73L100 74ZM159 75V74H158ZM157 75V76H158ZM166 75V74H165ZM180 75V74H179ZM178 74H176L175 75V77L176 76H178V78H172L171 77V79L173 80V82L176 84V81H174V80H176V79H182L183 81H184V79H183V74H182V76L180 77ZM193 75V76H194ZM204 75V74H203ZM202 75V76H203ZM80 76V75H79ZM82 76V75H81ZM103 76V75H102ZM161 77H160V81H161V79L163 78L162 77V75H160ZM168 76H165L166 78L165 79H169L168 78ZM196 76H199V77H202V76H200L199 74H196ZM220 76V75H219ZM117 77V76H116ZM152 77V78H151ZM207 77H209V76H207ZM213 77V76H212ZM215 77V76H214ZM233 77V78H234ZM79 78V77H78ZM76 79V80H78L79 82H81L79 79ZM141 78H140V80H141ZM157 78H159V77H157ZM152 79V80H150L149 79V81H150V83H149V85H153V87H155L156 88V86L154 85V84H156L155 82H158L159 83V79ZM194 79L195 78H197V77H193ZM17 79V78H16ZM97 79V78H96ZM99 79V81H101V78H98ZM171 79H169V80H166L165 81V83L168 81H170ZM207 79V78H206ZM240 79V78H239ZM94 80V79H93ZM185 80H187V77L185 78ZM188 80H189V78H188ZM191 80H192V78H191ZM221 80V81H222ZM142 81V80H141ZM154 82V84L152 83V82ZM162 81H163V79H162ZM162 81L159 83V86H161L160 87V89H162V88H165V90L168 88H166L165 87V85H160V84H163L162 83ZM35 82V83H34ZM83 82V81H82ZM144 81H142V84H143V86H144V83H143ZM147 82V81H146ZM145 82V83H146ZM171 82V81H170ZM169 82V83H170ZM178 82H181V81H178ZM186 82V81H185ZM103 83H104V79H103ZM157 83V84H158ZM168 83V84H169ZM172 83V82H171ZM170 83V84H171ZM173 83V84H174ZM182 83V82H181ZM180 83V84H181ZM208 83V82H207ZM210 83V82H209ZM234 83V82H233ZM73 84H75V86L76 87H78V84L75 82V83H71V85H73ZM77 84V85H76ZM80 84V83H79ZM83 84H85L84 85V88L83 89H80V92L77 94L80 98H83V99H85V101L87 100V98L88 99H91V98H89L90 96H88L87 97V95H85V92H86V90H88L89 88H91V87H93L94 86V84L93 83H91V82H87V83H83ZM156 84V85H157ZM172 84V85H173ZM178 84V83H177ZM176 84V85H177ZM71 85L68 87V88H70L71 89ZM148 85V86H149ZM172 85H169V87H171L172 88ZM175 85V87L174 88H172V89H174L175 91H176V95L179 93V91H180V89H179V91L176 89L177 88V86ZM193 85V84H192ZM227 85V84H226ZM229 85V84H228ZM74 86V85H73ZM75 86H74V89H75ZM87 86V87H86ZM90 86V87H89ZM97 86V88H98V91H99V89L100 88H102L101 86V84H98V85H96ZM103 86H104V84H103ZM148 86H146V87H148ZM180 86H182L183 87V85H180ZM207 86V85H206ZM81 87H83V85L81 86ZM153 87H151V88H153ZM178 87H179V85H178ZM205 87V86H204ZM214 87V86H213ZM94 88V87H93ZM104 88V87H103ZM103 88H102V90H103ZM154 88V89H155ZM159 88V87H158ZM189 88V87H188ZM201 93H200V97H201V101L203 100L204 101V103L205 102H207V103H205L204 105H206L207 106V108L205 107V110L207 111L208 110V105H209V102L206 100V98H209V96L211 95V97H213L214 95H212V94H214L216 91V89H214V90H212V89H210V88H208V87H206V88H204L203 89V87L201 86ZM73 88L71 89L73 92L75 91ZM144 88L142 87V90H143ZM149 89V88H148ZM153 89V90H154ZM145 90V89H144ZM159 90V89H158ZM164 90V89H163ZM165 90H164V93H165ZM181 90H183V88H181ZM185 90V89H184ZM183 90V91H184ZM196 90H199V88H197ZM207 90H209V93L207 94ZM220 90V89H219ZM1 91V90H0ZM68 91V90H67ZM76 91H77V88H76ZM150 91H151V89H150ZM157 91V90H156ZM170 91V90H169ZM173 91V90H172ZM172 91H170V92H172ZM175 91H173L172 92V94L174 95V93H175ZM178 91V92H177ZM104 91H101V94L103 93ZM154 92V91H153ZM162 92V91H161ZM180 92H182V91H180ZM198 92V91H197ZM197 92H195V94L197 93ZM67 94V92H64L63 93V95L64 94ZM72 93V92H71ZM70 93V91H69V94H71ZM90 93V92H89ZM99 93V92H98ZM144 93H145V91H144ZM148 93V92H147ZM152 93V92H151ZM150 93V94H151ZM163 93V92H162ZM167 93V92H166ZM165 93V95H167ZM219 93V92H218ZM57 94V93H56ZM100 94V93H99ZM104 94V93H103ZM156 94V93H155ZM161 94V93H160ZM199 94V92L197 93V95ZM1 95V94H0ZM3 95V94H2ZM75 95V94H74ZM77 95H75V96H77ZM106 95V94H105ZM139 95L141 96L142 95V93H140L139 92ZM146 95H148L149 96V93L148 94H146ZM170 95H171V93H170ZM173 95H172V97H173ZM175 95V97H176V99L177 98H179V97H177ZM178 95H180V94H178ZM187 95V94H186ZM197 95H195L196 97H198ZM257 95V94H256ZM44 97H46L45 95H43ZM42 96V97H43ZM144 96V95H143ZM148 96H146L147 97V99L149 100V101H152V96H153V93H152V95H150V97H148ZM182 96V95H181ZM185 96V95H184ZM188 96V95H187ZM216 96V95H215ZM215 96H214V98H215ZM245 96V95H244ZM255 96V95H254ZM1 97V96H0ZM23 97H25V98H23ZM43 97V99H45ZM56 97V96H55ZM64 97H66V96H64ZM64 97H63V99H64ZM87 97V98H86ZM99 97H100V95H99ZM102 97V96H101ZM171 97V98H172ZM175 97H174V103H175ZM195 97V98H196ZM217 97V96H216ZM246 97V96H245ZM244 97V98H245ZM2 98H3V96H2ZM47 98V97H46ZM57 98V97H56ZM60 98H62V97H59V101L56 103V104H60V100L62 101V99H60ZM70 99L72 98V97H69ZM67 99L68 101H70V99ZM144 98V97H143ZM166 98H167V96H166ZM169 98V97H168ZM167 98V100H169ZM181 98H183L184 99V97H181ZM186 98V97H185ZM195 98H193V99H195ZM220 98V97H219ZM248 98V97H247ZM7 98H5V100H6ZM20 99V100H19ZM48 99V98H47ZM47 99H45V103L47 102V104H48V101H49V99L47 100ZM66 99V98H65ZM73 99V98H72ZM71 99V100H72ZM101 99V98H100ZM105 99V98H104ZM140 99H141V97H140ZM151 99V100H150ZM241 99V98H240ZM239 99V100H240ZM259 99V98H258ZM47 100V101H46ZM57 100H58V98H57ZM66 100V101H67ZM92 100H94V99H92ZM91 100V101H92ZM161 100H162V98H161ZM161 100L159 99L157 102L158 103H160L161 102ZM187 100V99H186ZM199 101H200V99H198ZM212 100V99H211ZM237 99L235 98V101H236ZM238 100V101H239ZM261 101H262V103H261V101H260V105L261 106H263V108H264V96H261V99H260ZM67 101V102H68ZM88 102H91L90 100H87ZM97 101V100H96ZM101 101V100H100ZM145 101H147L146 99H145ZM166 101V100H165ZM179 101H180V98H179ZM178 101V102H179ZM195 101V102H194ZM192 100L191 101V103L192 104H190V102L188 101V103H189V106L190 107H193V109L192 110H194V108L196 107L195 106V104L194 103H196V99L195 100ZM234 101V99H233V101L232 102H235ZM241 101V100H240ZM1 102V101H0ZM8 102V103H9ZM31 102V101H30ZM42 102V101H41ZM54 102V101H53ZM65 103V104H68V105H66V107L65 108H67L68 106H70V104H69V102L68 103ZM83 102V101H82ZM184 102V101H183ZM185 102H187V101H185ZM194 102V103H193ZM215 102V103H214ZM237 102V101H236ZM236 102H235V104H236ZM242 102H246V100L244 99V101L242 100ZM27 103H29L28 101H26V103L25 102H23V105L24 104H27ZM36 103V102H35ZM34 103V104H35ZM50 103V102H49ZM92 103V102H91ZM90 103V104H91ZM173 103V104H174ZM182 103V102H181ZM211 103H210V106H211ZM238 103V102H237ZM252 103V102H251ZM21 104H22V102H21ZM20 104V105H21ZM53 104V103H52ZM63 104V103H62ZM71 104H72V102H71ZM153 104V103H152ZM184 104V103H183ZM186 104V103H185ZM194 104V106H192ZM203 104V103H202ZM240 104V103H239ZM247 104V103H246ZM256 104V103H255ZM254 104V105H255ZM6 105H7V103H6ZM28 105V104H27ZM33 105V102H32V104H29V106H32ZM43 106L45 105L44 103L42 104ZM41 105V106H42ZM53 105H54V107H53ZM52 105V107H53V109L55 108V103ZM83 105V104H82ZM164 105V104H163ZM175 105V104H174ZM177 105V104H176ZM186 105H188V104H186ZM186 105H182L183 106V108L186 106ZM198 105V104H197ZM201 105V104H200ZM199 105V108L201 109V106ZM204 105L202 106V107H204ZM217 105V106H218ZM230 105V104H229ZM252 105V104H251ZM258 105H259V103H258ZM22 106V105H21ZM36 106V105H35ZM56 106H58V105H56ZM60 106H63V105H60ZM59 106V107H60ZM154 106V105H153ZM179 106V105H178ZM177 106V107H178ZM181 106V107H182ZM235 106V105H234ZM238 106V104L235 106V107H237ZM239 106H241V105H239ZM243 106H244V103H243ZM242 106V107H243ZM260 106V107H261ZM28 107V106H27ZM155 108H156V104H155V106H154ZM176 106H174V108H175ZM180 107V106H179ZM188 107V106H187ZM213 107H211L212 108V112H214L215 110L213 109ZM246 107V106H245ZM249 106H248V104H247V107L246 108H243V109H239V110H243V112H244V114H243V116L241 115L240 116V118H242V119H245L246 121L248 120V113H247V111H248V109H250V108H248ZM253 107V106H252ZM24 108H26V107H24ZM23 108V109H24ZM182 108V109H183ZM196 108H198V107H196ZM211 108H209V113L211 112ZM229 109L231 108V107H228ZM239 108V107H238ZM248 108V109H247ZM255 108V107H254ZM262 108V107H261ZM12 109V110H13ZM56 109V108H55ZM148 109V108H147ZM176 109V108H175ZM181 109V108H180ZM200 109H199V111H200ZM222 109H223V107H222ZM245 109H247V111L245 110ZM38 110V109H37ZM50 110V109H49ZM63 110V109H62ZM155 110H159L158 108L157 109H155ZM177 110V109H176ZM178 110H179V108H178ZM216 110H217V107H216ZM226 110V109H225ZM225 110H218L217 112H218V114L220 115V117H221V119L222 120H224L225 121V119H226V122H227V120H230L231 122L232 121H234L235 122V120H239L238 119V115H240L241 113L238 111V112H236V113H233V112H228V111H225ZM250 110H252V108L250 109ZM17 112L15 109L13 110V112ZM33 111V110H32ZM50 111H52V109L50 110ZM71 112V110L70 109H68L67 111L65 110L64 112H62V113H64V118H65V112ZM171 111V110H170ZM187 111V109L185 110V112ZM188 111H189V109H188ZM198 111V110H197ZM208 111L206 112V114L208 113ZM230 111H233L232 109L230 110ZM234 111H236V109L234 110ZM253 111V110H252ZM251 111V112H252ZM6 112H8V111H6ZM11 111H9L8 113H10ZM26 112H27V110H26ZM25 111L23 112V118L25 119V120H23L24 122H25V125H29L28 123H31V121H30V119H32V118H29V117H27L24 113H26ZM105 112V111H104ZM159 112V111H158ZM176 112V111H175ZM180 112H181V110H180ZM185 112H184V114H185ZM191 112H193V111H191ZM242 112V111H241ZM256 112V111H255ZM19 113V112H18ZM29 113V112H28ZM58 113V112H57ZM56 113V114H57ZM72 113V112H71ZM174 113V112H173ZM204 113V112H203ZM237 113H240V114H237ZM11 114V113H10ZM17 114V113H16ZM160 114V113H159ZM187 115H188V117H190L191 116V114H189V113H186ZM185 114V115H186ZM194 114H196V113H194ZM193 114V115H194ZM198 115L199 114H201L202 115V113H197ZM212 114V113H211ZM233 114H235V115H233ZM258 114V113H257ZM31 115H33V112H32V114ZM30 115V116H31ZM68 113L66 114V118L64 119V120H61L60 122H59V124L60 123H62V122H65V124L62 126H56V129H57V131L58 130H62V132H59L60 134L61 133H63V134H65L66 136L65 137H62V135H61V139L59 138H56V137H53V139L55 138L56 139V142H57V140H58V144H59V142H62L61 143V145L62 146H66L68 149H70L71 147H76L75 146V144H77L78 146H80L81 144H82V138H81V136H80V134H79V136H78V134L77 135H75L76 133L75 132H77L78 131V129H82L81 127H84V126H79L80 128H76V127H74V125L72 126V125H70V124H76V121L74 120V116H73V113H72V115L71 114H69L68 116ZM71 115V116H70ZM105 115V114H104ZM112 115V114H111ZM171 115V114H170ZM190 115V116H189ZM192 115V118H193V120H194V122H197V123H199L200 124V122L198 121V119L200 118V121L202 120V121H204L205 119H203V118H201V117H194ZM208 115V114H207ZM236 115H237V118H236ZM250 115H252V113L250 114ZM249 115V116H250ZM254 115V114H253ZM260 115H262V114H260ZM51 116V115H50ZM56 116V115H55ZM102 116V115H101ZM179 116H180V114H179ZM258 116V115H257ZM1 117V116H0ZM56 117H59V116H56ZM111 117V116H110ZM177 117H178V115H177ZM187 117V116H186ZM255 117V119H254V122H257L258 120L257 119H259V118H257L256 119V116H254ZM10 117H8L7 116V114L6 113H3V116L1 117V119H2V121H0L1 123H3V124H5L6 122H7V120L9 119ZM51 118V117H50ZM107 118V119H106ZM106 118H104V121L105 122H107L108 124L107 125H109V126H112V127H114V128H116L117 127V123L115 124V121H116V118L114 117V116H112L111 118H108V117H106ZM169 118H171V116L169 117ZM191 118V117H190ZM196 118H198L197 119V121H196ZM212 118V117H211ZM82 119V118H81ZM159 119V118H158ZM187 120V118H183V120ZM213 119V118H212ZM251 119H253V118H251ZM251 119H250V121H251ZM163 120V119H162ZM182 120V119H181ZM192 120V121H193ZM220 120V119H219ZM123 121V120H122ZM165 121H167V118H165ZM164 121V122H165ZM175 121V120H174ZM190 121V120H189ZM188 121V123H190ZM201 121V123H204V122H202ZM208 121V120H207ZM229 121V122H230ZM23 122V123H24ZM161 122H163V121H160L159 123L160 124H155L154 122V124L156 125V126H158V125H160L161 126V124H166V123H161ZM171 122V121H170ZM240 122V121H239ZM185 124H186V121L184 122ZM183 123V124H184ZM188 123L186 124L187 126H189L188 125ZM210 123H212L211 121H210ZM222 123V122H221ZM233 123V122H232ZM242 123H243V121L241 120V122H240V124L242 125ZM258 123H259V121H258ZM258 123H252L253 124V126H255L256 125V129H258L257 128V126H261V125H263V123H262V121H260V123H262L261 125H259ZM18 124H20V123H18ZM22 124V123H21ZM33 124V123H32ZM119 124V123H118ZM174 124V123H173ZM205 124H206V122H205ZM250 124H251V122H250ZM249 124V126H248V124H247V126H248V129L246 130V132H251V125ZM24 125V126H25ZM31 125V124H30ZM103 125V124H102ZM120 125V124H119ZM126 125V124H125ZM178 125H180V124H178ZM204 125V124H203ZM208 125V124H207ZM241 125H239V127L241 126ZM33 126V125H32ZM105 126V125H104ZM159 126V127H160ZM191 126V125H190ZM237 126V125H236ZM246 126V127H247ZM252 126V127H253ZM16 127H17V125H16ZM34 127V126H33ZM88 127V126H87ZM155 127L156 128V131H157V134H159V130L162 128V127ZM180 127L182 128V125H180ZM201 127V126H200ZM223 127V126H222ZM238 127V126H237ZM237 127H234V128H237ZM251 129H250V128ZM24 128V127H23ZM28 128V127H27ZM114 128H112V129H114ZM159 128V129H158ZM184 128V127H183ZM186 128V127H185ZM202 128V127H201ZM215 128V127H214ZM217 128V127H216ZM227 128V127H226ZM29 129V128H28ZM27 129V130H28ZM83 129H85V128H83ZM109 129V128H108ZM164 129V128H163ZM230 129H232L233 130V128H229V130ZM256 129H254V131L256 132ZM260 129H262V128H260ZM15 130V129H14ZM35 132L36 131H40L39 129H38V127H36L35 129ZM121 130V129H120ZM162 130V129H161ZM167 130V129H166ZM239 130V129H238ZM242 130H245V128L244 129H242ZM242 130L239 132L238 131V133L240 134L241 132H242ZM3 131V130H2ZM56 131V132H57ZM67 131L69 132V134L70 135H75L76 137L78 136L79 138H77V139H75V138H73V136L72 137H69V134L67 133ZM108 131V130H107ZM115 131V130H114ZM141 131H143V130H141ZM200 131V130H199ZM198 131V132H199ZM203 131V130H202ZM235 131H237V130H235ZM234 131V132H235ZM259 131V130H258ZM28 132H30L29 130H28ZM41 132V131H40ZM121 132V131H120ZM205 132V131H204ZM230 132H231V130H230ZM233 132V136H234V134L235 133H237V132H235L234 133ZM246 132L244 133V132H242V133H244V134H246ZM25 133V132H24ZM90 133V132H89ZM139 133H141V134H139ZM199 133H201V132H199ZM252 133V132H251ZM250 133V136H247V135H245L244 137H243V135L242 134H238L239 135V137L242 135V137H243V140H244V138H245V142L244 143H242V141H241V143L243 144V146H246V149H248L247 147L249 146V144L252 142V140L250 141V139L252 138V139H255L256 141H258V142H260V145L262 144V146L260 147L261 149H264L263 148V146H264V134H261V133H264V132H260V134L259 133H256L254 136H253V134H251ZM23 134V133H22ZM31 134V133H30ZM29 134V135H30ZM41 134H42V138H47V136H45V135H43V134H45V133H43V132H41ZM57 134V133H56ZM91 134V133H90ZM138 134H139V136L137 137L136 136V139L138 138L139 140H141L139 137H141L142 138V140L141 141H145L146 140V137H147V135L148 134H146L145 132H138ZM231 134V133H230ZM106 135V134H105ZM108 135V134H107ZM200 135V134H199ZM204 135V134H203ZM202 135V136H203ZM237 135V136H238ZM249 135V134H248ZM22 136V135H21ZM31 136H33V135H30V137ZM56 136V135H55ZM116 136H118V135H116ZM146 136V137H145ZM205 137L207 136V134H206V132H205V135H204ZM202 137V139L203 138H205V137ZM13 137V136H12ZM19 137V136H18ZM26 137V136H25ZM29 136H27L26 138H28ZM59 137V136H58ZM208 137V136H207ZM226 137H227V135H226ZM235 137V136H234ZM242 137H241V139L240 140H242ZM255 137H257V138H255ZM14 138H16V137H14ZM32 138V137H31ZM73 138V139H72ZM116 138L117 137H115V134H114V136H112V134L111 135H109V137H105V138H103L102 140H100V135H93L92 134V138H91V140L93 141V142H97L99 145H98V147H99V151H100V153H101V155H102V159H100L101 161H105V164H107V163H109L111 160L113 161L114 160V157H116L117 156V159H120L121 161H122V156L120 155V154H122L123 152H121V148L123 147H125L126 145V143L128 142V144H129V146H132V144H131V142H132V140L131 139H129V138H124V141L122 140V141H120V140H118L117 142H116ZM145 138V139H144ZM209 138V137H208ZM225 138V137H224ZM71 139V140H70ZM85 138H83V140H84ZM87 139V138H86ZM123 139V138H122ZM138 139L135 141V139H134V144L135 145H137V143H138ZM212 139V138H211ZM3 140V139H2ZM10 140H13V142H14V139H10ZM8 141V139H7V141H8V143H11V141ZM16 141H17V138L15 139ZM60 140V141H59ZM63 140H67V141H63ZM69 140V141H68ZM152 140V139H151ZM150 139L149 140H147V142L146 143H148L147 144V149L145 150L146 151V153L143 155V156H141V157H138V156H136L137 155V152H139V153H141V150H142V153H143V148H141V150H138L135 154L133 153V151L136 149L137 150V148H138V146H137V148H136V146L133 144V146L135 147V149L133 150L131 147H130V149L131 150H133L132 152H130V150H128V152H126L127 154H128V157H129V162H123V163H125L126 165H128V167H129V169H127V170H129L132 174H134V171H135V169L136 168H138V170L139 169H141L140 171H138L137 173H136V176H144V178L146 179V181H148V182H151L152 183V185H154V187L155 188H157L158 189V191L160 190V185L157 183V180H156V178H155V174L154 173H152V172H150L149 171V169L151 168V167H149V163H147V168H142L141 167V165L142 164H144L145 163V161H144V158H147V157H149L147 160L148 161H154V162H157V164H158V166H160L159 167V172L161 173V175L163 176V178H165V179H168L167 178V176L169 175V177H173L174 178V180H176V181H179V179L181 180L182 179V173H180V172H178V171H176V170H178L177 168H176V172H173V171H171V172H169L168 171V168H165L166 166H164V163H163V161H162V159L161 158H159V156H157V157H153L154 155H156V154H158L157 153V151H159L158 149L156 150L155 148L156 147H154V143H153V141H151ZM204 140V139H203ZM209 140V139H208ZM208 140L206 141V139H205V141L203 142L202 140H200V142H199V146L200 145H202V149L201 150H198V152H199V155L198 154H196V155H198V156H200V158L198 157V160L200 159V161H206V160H203L204 159V156H205V152H206V148H205V144L204 143H207L208 142ZM220 140V139H219ZM238 140V139H237ZM247 140H249L250 141V143H248L247 142ZM20 141H22V140H20ZM41 141V140H40ZM39 141V142H40ZM43 141V143H42V145L43 144H45L44 142H46V141H44V140H42ZM49 142H47V144H49V148H51L52 149V147H51V143L54 141H51L50 142V140H48ZM131 141V142H130ZM149 141V142H148ZM209 141H211V140H209ZM213 141H215V140H213ZM87 142H88V140H87ZM136 142V143H135ZM143 142H140L139 141V144L141 143V145L143 146ZM155 142V141H154ZM7 143V144H8ZM133 143V142H132ZM196 143V142H195ZM198 143V142H197ZM208 143H210V142H208ZM207 143V144H208ZM212 143V142H211ZM214 143V142H213ZM212 143V144H213ZM241 143H238V144H240L241 145ZM257 143V142H256ZM256 143L254 144V145H256ZM21 144V143H20ZM46 144V145H47ZM233 144V143H232ZM238 144H236V141H235V145H238ZM258 144V143H257ZM22 145V144H21ZM166 145V144H165ZM209 145V144H208ZM215 145V144H214ZM234 145V144H233ZM253 145V146H254ZM259 145V146H260ZM1 146V145H0ZM45 146V145H44ZM59 146V145H58ZM132 146V147H133ZM141 146V147H142ZM192 146V145H191ZM228 146H229V144H228ZM239 146V145H238ZM237 146V147H238ZM257 146V145H256ZM12 147V146H11ZM13 147H15V148H13V151H14V149H17V150H19V151H16V152H19L20 153V151L22 152V149H23V151L24 150H26L27 148L25 147V146H13ZM128 147V146H127ZM232 147V146H231ZM235 147V149L237 148L236 146H234ZM242 147V146H241ZM26 148V149H25ZM227 148V147H226ZM257 148H259V147H257ZM259 148V149H260ZM54 149V148H53ZM64 149V148H63ZM139 149V148H138ZM232 149H234L233 147H232ZM246 149H244V150H240V147L239 148H237V150L235 151H233V150H231V151H233V153L232 152H230V154L229 155H231L232 156V154H234L233 156H235V158L234 157H227V156H223L224 157V159H227V158H234V159H231V161L234 163V165L236 164V168H234V170L236 169V173H237V175H238V177L237 178H240V176L242 177V179H247L248 177H247V172H245V169H246V166H248V161H246L245 160V158H246V155H247V152L248 151H246ZM251 149V148H250ZM249 149V150H250ZM254 149H255V147H254ZM254 149H253V151H254ZM258 149V150H259ZM1 150V149H0ZM29 150V149H28ZM46 150H47V148H46ZM45 150V151H46ZM224 150H226V151H228L227 149H224ZM257 150V151H258ZM8 151V150H7ZM9 151H10V149H9ZM36 150H34V152H35ZM48 151V150H47ZM52 151V150H51ZM196 151H197V149H196ZM256 151V150H255ZM260 151V150H259ZM11 152V151H10ZM25 152V151H24ZM26 152H28V151H26ZM53 152H54V154H55V152L56 151H54L53 150ZM67 152V151H66ZM65 152V154H67ZM135 152V151H134ZM197 152V153H198ZM250 152H251V150H250ZM0 153H1V151H0ZM46 153H48L49 154V151L48 152H46ZM141 153V154H142ZM228 153H229V151H228ZM232 153V154H231ZM3 154V153H2ZM17 154V153H16ZM27 154V153H26ZM58 154V153H57ZM167 154V153H166ZM249 154V153H248ZM259 154V153H258ZM9 155H15V153H12V154H9ZM8 155V156H9ZM24 155H25V153H24ZM36 155V154H35ZM51 155H53V154H51ZM63 155V154H62ZM97 155V154H96ZM177 155V154H176ZM193 155V154H192ZM255 155H257V154H255ZM259 155H261V154H259ZM2 156V155H1ZM0 156V157H1ZM46 156H48V155H46ZM49 156H50V154H49ZM54 156H56V155H54ZM61 156V155H60ZM59 156V157H60ZM152 156V157H151ZM250 156V155H249ZM254 156V155H253ZM13 156H11V159L13 160V162H16V160H17V158L15 159V161H14V158H12ZM14 157H17L16 155L14 156ZM24 157H26V156H22V159L24 158ZM51 157V156H50ZM192 157V156H191ZM212 157V156H211ZM221 157V156H220ZM251 158H254V157H252V156H250ZM250 157H249V159H250ZM264 157V156H263ZM263 157H262V159H263ZM10 158V157H9ZM48 158V157H47ZM113 158V159H112ZM248 158V157H247ZM258 158V157H257ZM3 159V158H2ZM1 159V160H2ZM8 159V158H7ZM44 159V158H43ZM74 159V158H73ZM248 159V160H249ZM254 159H256V158H254ZM259 159V158H258ZM262 159H260V160H262ZM4 160V159H3ZM6 160V159H5ZM10 160V159H9ZM41 160H42V158H41ZM61 160V159H60ZM222 160V159H221ZM257 160V159H256ZM255 160V161H256ZM18 161V160H17ZM24 161V160H23ZM32 161V160H31ZM43 161V160H42ZM258 161V160H257ZM6 162V161H5ZM11 162V161H10ZM10 162H8L7 161V163H10ZM22 162V161H21ZM74 162H76V161H74ZM79 162V161H78ZM261 162V161H260ZM32 163V162H31ZM181 163V162H180ZM214 160L212 159V158H210L209 160H207L206 161V164H203V166L205 165V167H206V174H208L209 173V178L212 180V182H213V184L215 185V186H217V187H213V189L215 188V193H214V198H215V196H216V199H217V202H218V205H219V211H218V213L215 215V218H216V220L218 221V229L220 230V233H221V235H222V237L224 238V240L226 241V242H228L229 240L231 241V238L230 237H232L231 235H232V233H233V235L235 234L236 235V231L234 230V228L236 227V224H234L235 225V227L233 226V228H232V226L231 225H233L232 223L233 222H235V220H231L230 219V221L229 222H231L230 224L231 225H229V222L228 221H226V219L229 217V218H231V214L232 213H234V211L233 210H235V208L238 206V204L240 205V201L243 199V201L242 202H244V205L246 204V197H247V195L246 196H241L240 195V190L238 191V189H236V188H230V192L232 191V189H234L232 192H234V191H237L238 193L237 194H239L238 196H236V194H234L233 193V196L235 195V198H234V201H233V198L232 197H230V198H232V199H224L223 197L226 195V194H224L225 193V186L222 184L223 182H220L219 180L223 177V170L225 169V167H224V164H222V166L220 167V168H218V169H214ZM251 163H252V161H251ZM251 163L249 164V166L248 167H250V165H251ZM253 163H254V165H255V163L256 162H254L253 161ZM263 163H264V160H263ZM262 163V164H263ZM3 161H0V169H1V171H0V194H4L5 192H6V194L7 195H9L10 193H13L14 194V196H15V203H13L14 205H12V203L11 202H9L11 205H9V206H18L17 208H18V210H19V207L20 206H23V202L20 200V199H18V196H17V194L19 193V191H18V187H17V179H18V176H17V171H22V169L21 170H18L19 169V167H16V165H18L19 163H17L16 165H15V170H16V172H14V173H9V165L8 164H6V169H5V167H3ZM11 164H13V163H11ZM44 164V163H43ZM77 164V163H76ZM116 164V163H115ZM118 164V163H117ZM156 164V163H155ZM230 164H232V163H230ZM260 164V163H259ZM262 164H260V165H262ZM25 165V164H24ZM29 165H30V163H29ZM119 165H120V163H119ZM171 165V164H170ZM253 165V166H254ZM258 165V164H257ZM264 165V164H263ZM36 167H37V163H36V165H35ZM59 166H60V164H59ZM21 167H22V165H21ZM61 167V166H60ZM114 165H113V169H114ZM119 167V166H118ZM169 167V166H168ZM234 167V166H233ZM232 167V168H233ZM263 167V166H262ZM25 168V167H24ZM27 168V167H26ZM81 168V167H80ZM120 168V167H119ZM173 168V167H172ZM182 168V167H181ZM152 169V168H151ZM231 169V168H230ZM248 169V168H247ZM250 169V168H249ZM248 169V170H249ZM263 169H264V167H263ZM12 170V169H11ZM26 170V169H25ZM172 170V169H171ZM205 170V169H204ZM233 170V169H232ZM63 171V170H62ZM117 171V170H116ZM119 171V170H118ZM115 172V171H114ZM129 172V173H130ZM184 172V171H183ZM208 172V173H207ZM245 172V173H244ZM19 173V172H18ZM25 173V172H24ZM23 173V175H25ZM171 175H170V174ZM187 173V172H186ZM235 173V172H234ZM235 173V174H236ZM251 173V170H250V172L248 173V174H250ZM21 174V173H20ZM41 175H42V173H40ZM101 174V173H100ZM231 174V173H230ZM234 174V175H235ZM37 175H39V174H37ZM40 175V179L42 178V176H44V175H42L41 176ZM108 175H109V173H108ZM244 175V176H243ZM130 176V175H129ZM226 176V175H225ZM224 176V177H225ZM230 176V175H229ZM21 177H24V176H21ZM64 177V176H63ZM105 177H106V175H105ZM123 176H122V174L121 175H119V174H115V175H112V176H108L107 178H105L106 179V181H105V183H104V180H103V185H101V186H99V187H95L94 188V190H93V192L95 191V193H92L91 195L94 197H97V196H99V195H101V194H104L106 191V187H111L112 186V189L113 190H115V189H119V188H116V187H120V185L121 184H123L126 180H122V181H120V180H116V179H118V178H122ZM202 177V176H201ZM33 178H35V177H33ZM44 178V177H43ZM43 178H42V180L41 181H44L43 180ZM97 178H99V177H97ZM101 178V177H100ZM103 178V177H102ZM177 178H179V179H177ZM184 178V177H183ZM207 178H208V175H207ZM228 178V177H227ZM22 179H24V178H22ZM37 179H38V177H37ZM158 179V178H157ZM209 179V180H210ZM222 179H224V178H222ZM226 179V178H225ZM249 179H250V177H249ZM19 180V179H18ZM26 180V181H25ZM25 182L26 183H28L27 182V179L25 178ZM32 180V179H31ZM95 180V179H94ZM228 180V179H227ZM234 180H235V178H234ZM239 180H241V179H238L237 180V182H236V184H238L239 183ZM262 180V179H261ZM261 180H260V182H261ZM36 181V180H35ZM100 181H101V179H100ZM243 181V180H242ZM242 181H240L241 183H242ZM24 182V183H25ZM34 182V181H33ZM46 182V181H45ZM45 182H42V184L43 183H45ZM56 182V181H55ZM60 182V181H59ZM83 182V181H82ZM167 182V181H166ZM230 182V181H229ZM228 182V183H229ZM243 182H245V181H243ZM248 182H249V180H248ZM256 182L258 183L257 185L258 186H260V184L261 183H259V180H257L256 179ZM256 182L254 183V184H256ZM38 183H40V181L38 182ZM64 183H66V181H64ZM96 183H98V182H96ZM168 183H169V181H168ZM227 183V182H226ZM240 183V184H241ZM263 183V182H262ZM29 184V183H28ZM101 184V183H100ZM167 183H165V187H163L161 190L164 192V195H168V190H169V187L170 186H168V185H166ZM235 184V183H234ZM233 184V185H234ZM235 184V185H236ZM248 184V183H247ZM247 184H246V187H248L247 186ZM253 184V183H252ZM253 184V185H254ZM44 185V184H43ZM82 185V184H81ZM117 185H119V186H117ZM232 185V186H233ZM243 185V184H242ZM249 185V184H248ZM252 185V186H253ZM29 186H30V184H29ZM45 186V185H44ZM80 186V185H79ZM83 186V185H82ZM116 186V187H115ZM139 186V185H138ZM173 186V185H172ZM31 188H32V186H30ZM153 187V186H152ZM231 187V186H230ZM236 187H240V186H236ZM24 188V187H23ZM38 188H40V187H38ZM37 188V189H38ZM83 188V187H82ZM255 189H257L258 187H254ZM36 189V190H37ZM109 189V188H108ZM241 189V188H240ZM247 189V188H246ZM249 189V188H248ZM247 189V190H248ZM254 189V190H255ZM259 189V188H258ZM257 189V190H258ZM28 190H30V189H28ZM32 190H34V187H33V189ZM144 190V189H143ZM166 190H167V192H166ZM183 190V189H182ZM8 191H10V193L8 192ZM35 191V190H34ZM172 191V190H171ZM227 191H228V189H227ZM256 191V190H255ZM9 194H8V193ZM30 192H32L31 190H30ZM29 192V193H30ZM36 192H38V191H36ZM79 192H80V190H79ZM213 192V191H212ZM254 192V191H253ZM35 193V192H34ZM40 193V192H39ZM110 193H112V192H110ZM142 193V192H141ZM175 193V192H174ZM33 194V193H32ZM37 194V193H36ZM113 194V193H112ZM134 194V193H133ZM169 194H170V192H169ZM232 193H229V195H231ZM254 194H255V192H254ZM259 194L261 195L262 194V196H264V192H263V190H262V193H261V191L259 192ZM38 195H40V194H38ZM37 195V196H38ZM171 195V194H170ZM260 195H259V197H260ZM11 196H13L12 194H11ZM30 195H28V197H29ZM108 196V195H107ZM106 195H105V197L106 198H109V197H107ZM21 197V196H20ZM111 197H114V196H112L111 195ZM259 197H257V199L259 198ZM115 198V197H114ZM131 198V197H130ZM249 198H250V196H249ZM253 198V197H252ZM252 198H250V199H252ZM263 198V197H262ZM28 200L30 199V197L29 198H27ZM113 199V198H112ZM215 199V200H216ZM264 199V198H263ZM263 199L261 200V201H263ZM10 200V199H9ZM27 200V201H28ZM32 200H33V198H32ZM86 200V199H85ZM90 200V199H89ZM116 200V199H115ZM115 200H113V201H115ZM123 200H124V198L122 197V205H123ZM136 200V199H135ZM150 200V199H149ZM247 200H248V198H247ZM12 201V200H11ZM91 201V200H90ZM96 201H101L100 199H98L97 198V200H95V202L94 203H96ZM112 201V200H111ZM112 201V202H113ZM148 201V200H147ZM172 201V200H171ZM249 201V200H248ZM247 201V202H248ZM252 201V200H251ZM89 202V201H88ZM256 202V201H255ZM258 202H260V200L259 201H257L256 203H258ZM30 203H32L31 201H30ZM101 203H102V201H101ZM137 203V202H136ZM139 203V202H138ZM153 203V202H152ZM165 203V202H164ZM169 203V202H168ZM214 203V202H213ZM261 203V202H260ZM4 204H6V203H4ZM26 203H24V205H25ZM88 203H86V205H87ZM112 204V203H111ZM121 204V203H120ZM217 204V203H216ZM237 204V205H236ZM259 204V203H258ZM257 204V205H258ZM95 205L96 204H94V205H91V207H89V209L88 210H85L84 211V213H91V212H93V210H94V207H95ZM104 205V204H103ZM135 205V204H134ZM241 205H242V203H241ZM244 205H242V206H244ZM256 205V206H257ZM261 205H263V203L261 204ZM261 205H259V206H261ZM5 206V205H4ZM6 206H8V204L6 205ZM144 206H145V204H144ZM174 206V205H173ZM258 206V210H257V212H256V214L255 215H257V213L262 209V211L264 210L263 208H261V207H263V206H261V207H259ZM109 207H111V206H109ZM122 207V206H121ZM139 207V206H138ZM148 207V206H147ZM150 207V209L153 207H151V206H149ZM154 207H155V205H154ZM249 206H248V204H247V208H248ZM22 208V210H23V207H21ZM24 208H25V206H24ZM85 208V207H84ZM143 208V207H142ZM156 208V207H155ZM10 209V208H9ZM26 209V208H25ZM100 210H101V208H99ZM255 209H257L256 207H255ZM254 209V210H255ZM260 209V210H259ZM84 210V209H83ZM144 210H145V207H144ZM146 210L148 211L149 209L148 208H146ZM167 210V209H166ZM242 210H244V209H242ZM250 210V209H249ZM253 210V211H254ZM20 211V210H19ZM25 211V210H24ZM104 211H105V209H104ZM154 211V210H153ZM233 211V212H232ZM253 211L251 210V214H253V216L252 215H250V219L253 217H255L254 216V213H253ZM102 212V211H101ZM116 212V211H115ZM167 212V211H166ZM182 212V211H181ZM228 212V214H230L231 216H228L227 217V215L228 214H226ZM229 212H231V213H229ZM236 212V211H235ZM264 212V211H263ZM17 213H19V215H20V212H16V213H12L13 215H17ZM23 213V212H22ZM70 213H71V211H70ZM146 213H148V212H146ZM260 213H261V211H260ZM9 214H10V212H9ZM73 214V213H72ZM94 214V213H93ZM104 214H105V212H104ZM103 214V215H104ZM235 214V213H234ZM234 214H233V218L232 219H235L234 218ZM245 214H247V213H245ZM22 215V214H21ZM80 215H82L81 213H80ZM102 215V216H103ZM241 215V214H240ZM239 215V216H240ZM264 215V213L262 214V216ZM75 216H76V214H75ZM104 216H106V215H104ZM222 216H224L226 219H225V221L223 220V218H222ZM237 216V215H236ZM252 216V217H251ZM261 216V214H259L258 213V216H256V217H258V218H254L255 220H257V221H255L256 223L259 221V224H260V221H263V220H261V218H259ZM11 217H15V216H12L11 215ZM20 217V216H16V218H10L11 220H12V222H11V224L6 228V229H4V230H2V231H0V241H2V240H5V241H7L8 240V238H10V236L17 230V228H18V224H19V222H20V220L18 221V218ZM74 217V216H73ZM245 217H246V215H245ZM264 217V216H263ZM240 218V217H239ZM2 219V218H1ZM264 219V218H263ZM84 220V219H83ZM86 220V219H85ZM229 220V219H228ZM245 220V219H244ZM247 220V219H246ZM21 221H22V218H21ZM54 221H55V219H54ZM104 221V220H103ZM238 221V220H237ZM240 221V220H239ZM83 222V221H82ZM80 222L81 224H83V223H85V224H87V221H85V222ZM227 222V225H228V227H227V225H225V223ZM73 223V222H72ZM78 223V222H77ZM242 223H244V221L242 222ZM262 223V222H261ZM106 224H108V223H106ZM259 224H258V226H259ZM2 225V224H1ZM98 225V224H97ZM97 225H94V226H92V225H89L90 227H91V230L93 229V232L94 233H92L90 230H85L84 232H86L85 233V237H84V241H83V244H86V245H88L87 243L88 242H94V241H97V240H103L102 238H100L98 235H95V233H96V231H100V230H102V228L100 229V226H97ZM112 225V224H111ZM148 225V224H147ZM242 225V224H241ZM262 225H264V223L262 224ZM262 225H260V226H262ZM115 226V225H114ZM224 226H226V227H224ZM240 226V225H239ZM255 226V225H254ZM87 227V226H86ZM231 227V228H230ZM40 228V227H39ZM241 228H242V226H241ZM246 228V227H245ZM255 228V227H254ZM87 229H90V228H87ZM236 229V228H235ZM240 229V228H239ZM244 229V228H243ZM242 229V230H243ZM262 229V228H261ZM241 230V229H240ZM75 231V230H74ZM107 231V230H106ZM233 231H235V232H233ZM115 232V231H114ZM120 232V231H119ZM152 232V231H151ZM260 232V231H259ZM131 233H133V232H131ZM217 233V232H216ZM219 233V232H218ZM35 234V233H34ZM50 235H51V233H50ZM55 236V235H54ZM220 236V235H219ZM237 236V235H236ZM50 237V236H49ZM221 237V236H220ZM234 237V236H233ZM251 237V236H250ZM188 238V237H187ZM60 239V238H59ZM33 240V239H32ZM36 240V239H35ZM149 240V239H148ZM155 240H156V238H155ZM199 240V239H198ZM223 240V241H224ZM264 242V238H263V236H262V232H261V234H256L255 236H254V238H253V243L255 244V246H258L259 248H257L258 250L259 249H261V251H257V252H255L254 250H253V252H254V254H256V256L254 257V259H255V264H264V247L262 246V243ZM77 243V242H76ZM147 243V242H146ZM99 244H101V243H99ZM102 244H104V243H102ZM158 244V243H157ZM198 244V242L196 241V242H194L193 241V244H192V250H193V254L194 253H198L197 251H199L198 249H196V248H200V247H196V245ZM158 245H160V246H163V245H161V244H158ZM92 246V245H91ZM167 246H170V244L169 245H165V247L163 248V250L165 249V251L167 250ZM191 246V245H190ZM176 247V246H175ZM175 247H173V250H177ZM254 247V246H253ZM51 248H53V247H51ZM88 248H90V247H88ZM110 248V247H109ZM251 248V247H250ZM79 249V248H78ZM104 249V248H103ZM229 248H227V250H228ZM50 249L48 248V250L47 251H49ZM54 250V249H53ZM53 250H52V252H53ZM91 250V249H90ZM92 250H93V248H92ZM91 250V251H92ZM190 250V249H189ZM191 250V251H192ZM256 250V249H255ZM262 250H263V252H262ZM46 251V250H45ZM168 252L170 251L169 250V248H168V250H167ZM187 251V250H186ZM185 251V252H186ZM191 251H189V252H191ZM233 251V250H232ZM57 252V251H56ZM85 252V251H84ZM88 252H90V251H88ZM180 252V251H179ZM184 252V251H183ZM229 252V251H228ZM107 253V252H106ZM166 253V252H165ZM187 253H188V251H187ZM200 254H201V251L199 252ZM53 254H54V252H53ZM100 254V253H99ZM193 254H185V256L186 257H191L192 256V258H194L193 257ZM253 254V255H254ZM89 255V253L87 254V256ZM195 255V254H194ZM234 255H235V253H234ZM250 255V254H249ZM52 257H53V255H51ZM99 256V255H98ZM97 255H96V257H98ZM203 256H205L204 254H203V252H202V257ZM230 256V255H229ZM50 257V256H49ZM104 256H102V257H100V261L101 260H104V258H103ZM149 257V256H148ZM195 257H196V259L200 262V263H198V264H206V262H205V260L207 259V258H205V257H207V256H205L204 257V259L202 258V257H200V255H195ZM75 258H76V256H75ZM89 258V257H88ZM230 258V257H229ZM235 258V257H234ZM81 259H82V257H81ZM189 259V258H188ZM195 259V258H194ZM195 259V260H196ZM241 259V258H240ZM41 260V259H40ZM53 260H56L55 258H53ZM90 260V258L88 259V261ZM146 260V259H145ZM235 260H236V258H235ZM45 261V260H44ZM49 260H47V261H45L46 263L48 262ZM72 261V260H71ZM86 261V260H85ZM208 261V260H207ZM210 261V260H209ZM232 261V260H231ZM45 262H44V264H45ZM79 262V261H78ZM78 262H71V263H73V264H88V263H84L83 261L81 262V263H78ZM30 263V262H29ZM50 263V261L48 262V264ZM70 263V264H71ZM207 263H209V262H207ZM233 263V262H232ZM41 264H43V263H41ZM56 264V263H55ZM99 264H101V262L99 263ZM104 264H106V263H104ZM133 264V263H132ZM210 264V263H209ZM213 264V263H212ZM234 264H236V263H234Z\"/></svg>",
    "mask_w": 264,
    "mask_h": 264
}]
</instances>
